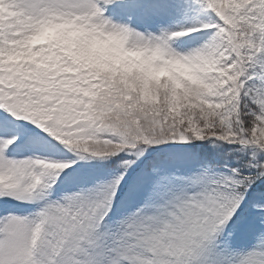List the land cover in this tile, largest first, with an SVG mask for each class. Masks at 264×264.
Returning <instances> with one entry per match:
<instances>
[{"label": "snow or ice", "instance_id": "1", "mask_svg": "<svg viewBox=\"0 0 264 264\" xmlns=\"http://www.w3.org/2000/svg\"><path fill=\"white\" fill-rule=\"evenodd\" d=\"M0 264H264V0H0Z\"/></svg>", "mask_w": 264, "mask_h": 264}]
</instances>
